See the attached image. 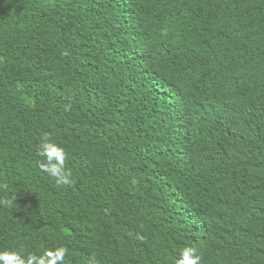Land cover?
<instances>
[{
	"label": "trees",
	"instance_id": "obj_1",
	"mask_svg": "<svg viewBox=\"0 0 264 264\" xmlns=\"http://www.w3.org/2000/svg\"><path fill=\"white\" fill-rule=\"evenodd\" d=\"M0 184V248L264 264V0H0Z\"/></svg>",
	"mask_w": 264,
	"mask_h": 264
},
{
	"label": "clouds",
	"instance_id": "obj_2",
	"mask_svg": "<svg viewBox=\"0 0 264 264\" xmlns=\"http://www.w3.org/2000/svg\"><path fill=\"white\" fill-rule=\"evenodd\" d=\"M37 155L42 158L36 162L38 168L52 177L57 187L71 185L74 182L72 172L65 167L64 149L49 136L44 135L41 138ZM7 189V184H0V192ZM15 199V195H0V206L11 207ZM195 252L196 250L190 246L181 248L176 264H200L201 258ZM67 253L68 249L65 246L46 248L40 254L25 252L23 249L0 248V264H66ZM86 264H99V261L93 254Z\"/></svg>",
	"mask_w": 264,
	"mask_h": 264
}]
</instances>
